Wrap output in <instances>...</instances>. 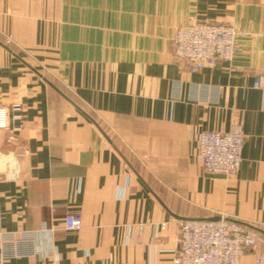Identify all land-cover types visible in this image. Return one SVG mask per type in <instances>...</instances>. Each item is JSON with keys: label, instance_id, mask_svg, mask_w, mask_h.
Returning a JSON list of instances; mask_svg holds the SVG:
<instances>
[{"label": "crops", "instance_id": "1", "mask_svg": "<svg viewBox=\"0 0 264 264\" xmlns=\"http://www.w3.org/2000/svg\"><path fill=\"white\" fill-rule=\"evenodd\" d=\"M198 21L235 26L231 61L174 57ZM262 70L264 0H0V102L23 105L0 128V230L37 249L4 264H173L179 221L214 216L256 230L241 264L264 259ZM235 122L238 173L207 171L198 134Z\"/></svg>", "mask_w": 264, "mask_h": 264}, {"label": "built area", "instance_id": "2", "mask_svg": "<svg viewBox=\"0 0 264 264\" xmlns=\"http://www.w3.org/2000/svg\"><path fill=\"white\" fill-rule=\"evenodd\" d=\"M239 31L226 22L198 21L177 29L173 36V54L189 70L198 71L218 61H231L238 47ZM255 88L264 91V70L255 73ZM23 105L0 102V128H11L10 118L22 119ZM21 128L15 123L13 129ZM198 158L207 171L235 176L241 166L245 142L243 126L235 122L230 130L204 129L198 134ZM79 213H67L64 226H82ZM164 226V225H163ZM145 224L139 225L141 239ZM257 232L238 219L185 218L179 221L178 247L173 264H241L244 255L256 245ZM34 238L26 233L0 230V264L8 259L35 256ZM256 264H264L255 254Z\"/></svg>", "mask_w": 264, "mask_h": 264}, {"label": "water", "instance_id": "3", "mask_svg": "<svg viewBox=\"0 0 264 264\" xmlns=\"http://www.w3.org/2000/svg\"><path fill=\"white\" fill-rule=\"evenodd\" d=\"M219 218H220V216H214V217H211L209 219H219Z\"/></svg>", "mask_w": 264, "mask_h": 264}]
</instances>
